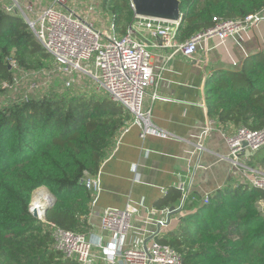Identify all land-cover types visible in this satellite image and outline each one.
Masks as SVG:
<instances>
[{"label": "trees", "instance_id": "16d2710c", "mask_svg": "<svg viewBox=\"0 0 264 264\" xmlns=\"http://www.w3.org/2000/svg\"><path fill=\"white\" fill-rule=\"evenodd\" d=\"M101 4L117 33L125 34L135 19L132 0ZM262 10L264 0H181L176 38L183 42L213 26L214 17L239 19ZM51 57L24 17L0 4V92L14 79L11 61L37 70ZM102 95L48 92L0 103V264H79L53 248L30 205L35 191L46 186L54 196L46 219L91 231L93 195L84 181L98 174L117 134L133 118L124 105ZM207 107L224 127H264V52L248 58L241 71L213 79ZM248 160L264 168V146ZM182 194L172 188L158 206L172 205ZM181 219L157 239L181 252L183 264H264L262 188L239 183L218 189Z\"/></svg>", "mask_w": 264, "mask_h": 264}, {"label": "built area", "instance_id": "2783aa9c", "mask_svg": "<svg viewBox=\"0 0 264 264\" xmlns=\"http://www.w3.org/2000/svg\"><path fill=\"white\" fill-rule=\"evenodd\" d=\"M69 3L70 0H51L43 7L36 8L29 5L26 7L27 10H23V7L18 5L16 8L23 12L22 16L52 56L64 86L71 89L79 84L78 76H89L97 92L121 103L133 114L132 120L124 126L123 131L138 125L142 129L141 136L144 138L153 133L152 110L145 108L144 101L147 88L156 80L149 36L158 37L161 46L174 48L169 58L178 52L192 57L204 41L211 38L226 41L264 21V10L239 19L214 17L213 26L198 31L187 40L180 42L176 38V33L183 14L178 22L135 17L128 31L125 34H118L113 21H109V28H102L90 19L89 12H80ZM3 7L13 11L10 7ZM92 9L93 7L88 11ZM88 61H92L95 70L85 66ZM11 64L15 70H20L25 76H31L28 90L20 100L29 99L32 93L39 91L51 81L52 73L45 69L26 70L15 60L11 61ZM40 74L48 78L44 83L38 78ZM20 81L19 75L15 74L12 82H4L3 88L12 89ZM154 97L162 98L157 93ZM214 126L215 121L209 120L204 134H210ZM226 139L230 149L229 158L238 166L241 165V156H245L246 153L253 155L264 146V127L250 129L239 126L234 133L226 135ZM204 148V144L199 143L198 150ZM243 167L247 171V167ZM247 172L245 179L249 176ZM84 182L92 195L99 193L100 171ZM245 183L264 190V178L259 177ZM180 189L185 200L187 189L183 184ZM36 191L45 190L38 188ZM50 195L52 199L43 205L41 213L33 207V200L30 209L32 212L38 210L39 219L43 221L52 237L53 248L61 252L65 258L75 260L79 264H95L98 258H102L103 264H183L184 258L181 252L170 245L160 243L157 239L170 224L171 208L163 209L161 211L163 216L159 217L156 216L158 210H148L144 219L145 228L137 227L135 224L136 216L141 210L138 205L128 204L122 209H106L101 221L102 239L104 237L111 240L108 245L104 242L97 245L104 252L99 256L93 252L94 243L88 233L62 228L46 219V206L54 200L53 194ZM208 201L209 195H206L204 202ZM132 232L138 234L135 239L130 237Z\"/></svg>", "mask_w": 264, "mask_h": 264}, {"label": "crops", "instance_id": "0c3cea01", "mask_svg": "<svg viewBox=\"0 0 264 264\" xmlns=\"http://www.w3.org/2000/svg\"><path fill=\"white\" fill-rule=\"evenodd\" d=\"M148 38L156 80L147 88L144 104L152 110L153 133L144 138L138 125L125 132L122 129L102 163L101 189L93 195L89 216L92 229L88 233L93 252L99 256L104 252L97 245H108L111 240L102 239L101 221L106 209L138 205L141 210L135 224L145 228L148 210H158L159 217L163 209L175 206L182 209L172 214L170 226L177 227L182 217L204 204L206 195L245 183L247 171L243 166H248V157L254 155L241 156L238 166L230 160L226 135L238 127H224L218 119L210 118L208 89L213 79L241 71L248 58L264 52V21L226 41H204L192 57L178 52L169 58L174 48L161 46L158 37ZM155 93L162 98H155ZM209 120L215 121L214 130L205 135ZM199 143L204 144L203 150H198ZM182 184L188 192L185 200L182 194L180 201L158 206L172 188H181ZM136 236L132 232L130 237ZM99 263H103L102 258L96 261Z\"/></svg>", "mask_w": 264, "mask_h": 264}, {"label": "rangeland", "instance_id": "374dc122", "mask_svg": "<svg viewBox=\"0 0 264 264\" xmlns=\"http://www.w3.org/2000/svg\"><path fill=\"white\" fill-rule=\"evenodd\" d=\"M50 2L51 0H0L1 5L12 8L13 9L12 12H15L16 14L19 15H23V12L20 11L18 8H16L18 5H21L23 7V10H27L26 7L29 5H33L37 8V7H43L49 4ZM69 4L80 12H86V11L89 12L90 19L94 20L100 27L109 28L110 25L109 21L112 22V18L111 15L103 9L101 0H70ZM91 7H93L92 11H88ZM85 66L89 69L95 70V68H93L92 66V61L86 62ZM40 69H45L46 71L52 73L51 81L50 83L44 85L42 89H40L39 91L32 93L31 94L32 96H40L48 92H58V93L75 92V93H85L87 95H92V94L102 95L101 93L97 92L91 78L86 75L78 76L77 80L79 84H77L75 87L71 89H67L64 86V82L62 81V78L59 75V72L57 71V65L55 64L52 57L50 61L47 62V65ZM15 74L19 75L21 81L14 88L5 89L4 91L0 92V103L3 105L11 101L20 99L21 97L24 96L25 92L28 90L31 76H25L22 72H20V70H15ZM38 78L42 83H44L45 80L48 79L47 76L43 74H40ZM102 97L104 96L102 95ZM246 167L249 174V176L245 179L247 183L259 177L264 178V168L252 167L250 163L248 164V166L246 165ZM249 168H251V170H249ZM44 190L52 194L47 189ZM180 220L182 221V219ZM186 222H187L186 220L185 221L183 220V224Z\"/></svg>", "mask_w": 264, "mask_h": 264}, {"label": "water", "instance_id": "95a60500", "mask_svg": "<svg viewBox=\"0 0 264 264\" xmlns=\"http://www.w3.org/2000/svg\"><path fill=\"white\" fill-rule=\"evenodd\" d=\"M132 6L135 12V17L151 18L169 22H178L182 17L181 0H132ZM252 155V154H250ZM48 204L45 209V215L49 207ZM182 208L171 207L170 216L181 211ZM33 215L39 218L37 209L33 210Z\"/></svg>", "mask_w": 264, "mask_h": 264}, {"label": "bare ground", "instance_id": "6f19581e", "mask_svg": "<svg viewBox=\"0 0 264 264\" xmlns=\"http://www.w3.org/2000/svg\"><path fill=\"white\" fill-rule=\"evenodd\" d=\"M41 190V189H40ZM48 190V189H47ZM49 191V190H48ZM52 199L51 195L46 192V191H43V192H35L34 193V196H33V207L34 208H37L39 210V212L41 213L42 212V208H43V205L47 202H50Z\"/></svg>", "mask_w": 264, "mask_h": 264}]
</instances>
